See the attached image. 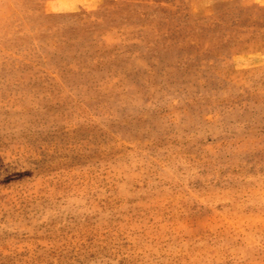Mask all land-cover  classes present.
Returning <instances> with one entry per match:
<instances>
[{
    "label": "rangeland",
    "instance_id": "obj_1",
    "mask_svg": "<svg viewBox=\"0 0 264 264\" xmlns=\"http://www.w3.org/2000/svg\"><path fill=\"white\" fill-rule=\"evenodd\" d=\"M0 0V264H264V0Z\"/></svg>",
    "mask_w": 264,
    "mask_h": 264
},
{
    "label": "crops",
    "instance_id": "obj_2",
    "mask_svg": "<svg viewBox=\"0 0 264 264\" xmlns=\"http://www.w3.org/2000/svg\"><path fill=\"white\" fill-rule=\"evenodd\" d=\"M80 2L81 0H44L42 6L47 12L68 11L82 5Z\"/></svg>",
    "mask_w": 264,
    "mask_h": 264
}]
</instances>
